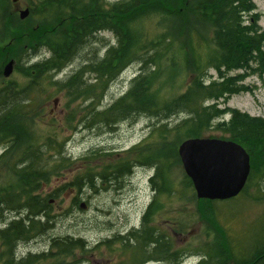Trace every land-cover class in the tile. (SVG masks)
Listing matches in <instances>:
<instances>
[{
	"label": "trees",
	"instance_id": "obj_1",
	"mask_svg": "<svg viewBox=\"0 0 264 264\" xmlns=\"http://www.w3.org/2000/svg\"><path fill=\"white\" fill-rule=\"evenodd\" d=\"M26 1L30 15L25 20L18 18L16 10L0 14V28L10 33V40L17 43L22 52L16 58L8 45L0 46V70L8 60V54L10 59H18L15 69L19 68L23 58L30 63L32 55L40 49L48 50L50 56L25 67L31 77L30 83L19 86L7 82L0 87V146L5 147L0 161L13 148H19L13 166L15 183L0 187V223L5 221L6 214H15L9 223L5 222V227L0 226V264H73L69 259L77 251L85 250L82 240L73 238L54 239L46 252L24 254L25 248H18L20 243H29L51 225L50 200L58 197L57 190L50 195H43L42 191L51 184L53 176L73 165L70 158L62 157V145L57 152L60 159L51 161L53 156L50 154L56 149L50 144V138L34 137L30 125L33 117L26 109L36 94L40 95V89L46 88L44 85L38 87L41 75L61 72L94 35L103 31L111 32L116 38L104 56L83 65L64 81L51 80V84L65 91L72 101L84 99L91 101L90 105L94 107L100 106L110 84L138 62L140 68L130 80L128 90L104 110L86 114L83 123L115 127L123 121L147 116L157 122L164 121L157 130L162 129L167 136L172 131L177 140L172 145L165 142L163 152L134 147L117 154L113 163L85 166L83 174L72 184L81 187L86 183L91 188L98 184L121 186L135 167L146 165L155 167L153 181L158 189L157 199L165 194L173 197L175 193L180 198L187 189L193 191L194 188L187 175L178 190L174 184H169L173 159L178 156V143L191 137H205L212 128H219L227 135L221 138L234 140L247 150L251 173L245 189L236 198L227 201L197 199L200 203L198 216L209 228L207 240L197 248L201 255L198 264H264V217L256 220L257 231L247 245L236 248L239 239L217 212L221 203L236 202L245 194L249 195L251 187L256 192L251 198L264 200V119L220 108L230 97L245 90L240 81L246 75L229 76L231 71H255L253 64L258 71H264V30L257 25V14L245 17V13L255 9L252 0ZM155 14L170 16L175 24L167 34L156 39L140 25L143 19ZM198 25L211 29L213 49L206 56L197 55L189 60V69L194 71L184 89L172 86L164 91L156 85L155 79L164 69L160 64L163 54L173 43L169 35L179 29L190 35ZM171 66L173 62L168 65L172 71ZM208 69H214L218 74L217 79L212 78L209 83L206 80ZM88 75L94 77L93 83H89ZM227 111H232V118L215 124ZM179 114L184 118L170 128L167 120ZM96 117L99 120L95 122ZM72 120L73 117L70 122ZM99 151L96 148L91 152L95 159ZM152 208L143 218L142 230H132L125 237L115 236L113 241L103 242L109 248L112 242L124 244L120 249L123 256L113 258V264H143L142 261L151 259L159 260V264H179L186 256V251L177 247L168 230L160 232L159 226L152 224Z\"/></svg>",
	"mask_w": 264,
	"mask_h": 264
},
{
	"label": "rangeland",
	"instance_id": "obj_2",
	"mask_svg": "<svg viewBox=\"0 0 264 264\" xmlns=\"http://www.w3.org/2000/svg\"><path fill=\"white\" fill-rule=\"evenodd\" d=\"M252 3L255 9L250 13H245V17L248 18L253 13L257 14V25L261 30H264V0H252ZM17 7L25 9L28 7V2L18 0L15 3L13 0H0V14L17 11ZM17 14L20 19L18 11ZM36 22L34 21V23ZM140 25L156 39L158 36L167 34L175 24L170 16L155 14L151 18L143 19ZM54 28L58 30L56 26ZM169 38L173 40V43L163 54L160 64L164 69L159 71L160 73L155 79L156 85L161 86L164 91L165 88L169 89L172 86L177 89H184L192 71H194L189 69V60L197 55L206 56L213 49L212 31L207 26L198 25L190 35L179 29L174 34L169 35ZM115 42L116 38L111 32L98 33L81 49L76 59L61 72L52 74V78L51 73H44L38 80V85H40L38 87L44 85L46 88L40 89V95L37 93L30 102L31 105L26 109L33 117L30 124L31 131L35 138H50V144L56 149L50 154L53 156L52 162L60 159L57 152L62 145L64 151L62 157L70 158L73 165L68 170H61L60 173H57L56 176L58 177L53 176L51 184L42 191L43 195H50L57 190L58 197H51L50 200L51 225L43 234L29 243H20V247L25 248L24 254L27 252H46L50 250L54 239L73 238L74 240H82L85 250L77 251L75 256L69 259V262L73 264H111V257L120 258L117 257L121 252L120 247L116 245L117 242H112L109 248L103 242L106 240L113 241L115 236L125 235L131 229L139 227L143 222L144 213L154 196L150 178L155 173V167L146 165L135 167L132 175L126 181L124 180L121 186L107 187L98 184L91 188L86 183H82L81 187L72 184L77 176L83 174V167L85 166L96 165L99 162L101 165L107 162L113 163V158L117 154L127 152L134 147L143 146L153 151L161 150L163 152L166 146L165 142H168L169 145L176 142L174 132L169 131L170 136H167L162 129L157 130L164 121L157 122V120L147 116L123 121L115 127L99 124L89 126L87 123L86 125L83 123L86 114L104 110L128 90L130 80L138 72L140 64L138 62L133 63L117 81L110 84L109 91L100 106L94 107L90 105L91 101L84 99L72 101L65 91H61L57 86L51 84V80L64 81L83 65L103 57L106 50ZM16 44L10 40V33L0 28V46L8 45L7 47L12 49L17 58L22 55V52H19L18 48L20 47ZM9 55L8 60L0 70V87L7 82H15L19 86L30 83L31 77L26 73L25 67L40 61L43 57H49L50 53L43 48L32 55L30 63H26V58H23L21 62L19 61V68L14 70L11 77L6 78L2 75V71L11 58ZM16 58L17 64L18 59ZM172 62L171 71L168 65H171ZM252 68L255 71L240 69L229 73V76L235 77L246 75L240 81V85L244 86L245 90L230 97L225 104L220 105V108L237 110L264 119V71H258L255 64ZM88 77L90 78L89 83H93L94 77L89 75ZM217 77L218 74L214 69H208L207 83L210 79H217ZM55 100H58V107L55 114L52 115L50 110L56 104ZM227 112L225 116L217 119L215 124L224 120L228 122L233 114L232 111ZM72 117L73 120L70 122ZM182 118H184L183 114L169 118L167 120L169 127L177 125ZM98 120L96 117L95 122ZM226 136L221 129L214 127L209 130L205 137L221 138ZM96 148L100 149L96 156L97 159L91 153ZM4 151L5 147L0 146V157ZM18 152L19 148L15 147L5 159L0 161V187H7L15 183L16 177L13 166ZM185 176L186 173L178 154L173 159L169 184H174L175 189L178 190V186L182 185ZM262 185L264 187L263 181ZM248 194L240 197L236 202L221 203L217 208L219 218L229 227L230 232L239 239L235 244L236 248H243L247 245L257 231L256 220L264 217V200L251 198L256 194L254 187L249 189ZM177 196L180 195L175 193L172 197V195L165 194L159 198V201L152 208L154 212L152 224L164 228L165 231L168 230L174 237L177 247L186 251V256L181 259L179 264H198L201 255L197 248H201L207 240L209 228L198 216L200 203L195 191L187 189L184 196L180 198ZM83 202L86 204L85 208L80 206ZM14 215V213L6 214L4 216L5 221L0 223L1 228L5 227V222L9 223ZM252 223L255 224L252 225Z\"/></svg>",
	"mask_w": 264,
	"mask_h": 264
},
{
	"label": "water",
	"instance_id": "obj_3",
	"mask_svg": "<svg viewBox=\"0 0 264 264\" xmlns=\"http://www.w3.org/2000/svg\"><path fill=\"white\" fill-rule=\"evenodd\" d=\"M13 1L16 3L18 0ZM17 11L22 20L30 15L28 7H17ZM15 64V59H10L2 75L11 77ZM178 154L198 199L230 200L239 196L247 185L251 173L250 155L234 140L191 137L179 144ZM80 206L85 208L86 204L83 202Z\"/></svg>",
	"mask_w": 264,
	"mask_h": 264
},
{
	"label": "flooded vegetation",
	"instance_id": "obj_4",
	"mask_svg": "<svg viewBox=\"0 0 264 264\" xmlns=\"http://www.w3.org/2000/svg\"><path fill=\"white\" fill-rule=\"evenodd\" d=\"M57 107H58V104H57V103L54 104V107L51 108V110H50V114L54 115V114H55V110H56ZM154 177H155V176L153 175V176L150 178V184H151V187L153 188L154 196H153V198H152L150 204L148 205V208H147L146 212L149 210V208H150L151 206H154V205L159 201V199L156 198L157 195H158V189H157V185H155V183H154V181H153V178H154ZM159 182H160V181H159ZM146 212L144 213V216H145ZM144 216H143V218H144ZM135 229H136V228H133V229H131L129 232H131L132 230H135ZM158 230H159L160 232H164V231H165L164 228L162 229V227H159ZM129 232H127L125 235H122L121 237H125ZM117 243H118V244H116V245H118V246L120 247V249L123 248V246H124L123 243H119V242H117ZM119 255L123 256V253L120 252V254H118L117 257H118ZM142 262H143V264H144V263L149 262V260L142 261ZM150 262H157V263H158L159 260L151 259ZM111 264H113V258H112V260H111Z\"/></svg>",
	"mask_w": 264,
	"mask_h": 264
},
{
	"label": "bare ground",
	"instance_id": "obj_5",
	"mask_svg": "<svg viewBox=\"0 0 264 264\" xmlns=\"http://www.w3.org/2000/svg\"><path fill=\"white\" fill-rule=\"evenodd\" d=\"M108 91H109V89H108ZM93 125H95V124H93ZM89 126H92V125H89ZM155 174V173H154ZM231 200V199H230ZM227 201V200H226ZM143 223V222H142ZM142 228H143V225L141 224L139 227H136V229H135V231H137V230H142ZM143 232L144 231H142V232H140L141 234H143ZM144 264H151V262H150V260H149V262H147V263H144Z\"/></svg>",
	"mask_w": 264,
	"mask_h": 264
}]
</instances>
